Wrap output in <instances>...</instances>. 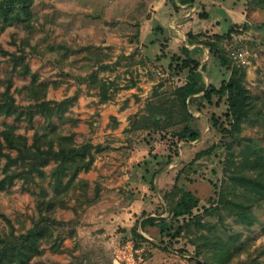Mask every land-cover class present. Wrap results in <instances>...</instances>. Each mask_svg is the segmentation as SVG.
Segmentation results:
<instances>
[{
  "label": "rangeland",
  "instance_id": "1",
  "mask_svg": "<svg viewBox=\"0 0 264 264\" xmlns=\"http://www.w3.org/2000/svg\"><path fill=\"white\" fill-rule=\"evenodd\" d=\"M149 1H154L153 8ZM175 1L34 0L30 17L20 7L7 14L0 11V92L11 81L10 93L17 110L23 112L18 118L1 116L0 130L6 123L16 126V133L26 136L32 153L38 155L46 146L35 141L34 134L53 128H57L54 135L74 134L75 144L90 141L104 148L93 150L96 158L91 169L78 175L77 179L88 182L85 190L76 187L68 206L55 212L57 219L72 221L55 231L63 237L65 251L53 252L42 243L44 254L31 264H126L116 256L131 242L142 256L136 264L205 260L208 264H264V199L251 208L252 226L223 208L234 194L250 198L245 175L258 174L264 166V0H219L240 9L243 15L237 20L241 23L232 22L212 4V18L222 13L221 26L218 31L198 33L191 26L200 27L207 17L203 5L184 9L176 19L174 12L152 19L161 4L171 6ZM178 19L180 25L175 24ZM174 31L178 39L172 43ZM214 34L224 36L219 44L228 65H222L214 50L198 43L207 37L215 39ZM193 44L206 49L193 54L200 61L203 91L183 106L176 90L186 83L188 71H178L177 64L181 66L185 57L181 48L192 49ZM22 56L30 73L22 72ZM98 57L109 68L92 80ZM233 73L243 76L252 100L243 107L248 114L239 120L226 116L227 95L219 105L217 95L205 98L209 86L220 88ZM34 82L47 85L44 100L51 101L50 106L69 100L63 116H54L52 125L42 114L32 120L27 115L36 102L28 94ZM186 124L199 130L197 140L178 135ZM200 152L204 153L197 157ZM168 156L172 160L166 164ZM69 172V163L57 165L54 160L34 169L36 180L44 174ZM49 184L48 179L43 186L51 192ZM138 184L149 192L146 198L138 199L143 193ZM188 190L199 204L191 214L174 218L168 211ZM40 192L39 184L23 179L0 190V211L10 218L16 234L32 227ZM148 214L165 218L175 228L182 225L181 235L171 241L161 235L159 226H148L146 233L156 242L143 234L147 240L137 242L131 228L138 223L140 232L139 222ZM8 231L9 225L0 217V234Z\"/></svg>",
  "mask_w": 264,
  "mask_h": 264
},
{
  "label": "trees",
  "instance_id": "2",
  "mask_svg": "<svg viewBox=\"0 0 264 264\" xmlns=\"http://www.w3.org/2000/svg\"><path fill=\"white\" fill-rule=\"evenodd\" d=\"M34 0H0V11L7 14L13 12L16 7H20L26 17L32 16L30 6ZM187 1V0H182ZM4 10V11H3ZM1 12V13H2ZM206 14L204 15V17ZM21 15H18V19L21 20ZM26 18L22 19L25 21ZM232 31L228 32L230 35ZM215 39L207 37L204 41L198 42L204 44L210 50H214V55H217L221 60L222 65H228L224 49L219 44V41L224 38L219 34H214ZM197 36L192 38L193 42ZM164 49V46H163ZM182 52L185 57L182 59V65L177 64L178 71L187 70V81L176 90L177 99L183 105L186 106L187 100L192 95L203 91V86L200 84V78L202 77L199 70L200 61L194 58L193 54H200L199 47L195 46L192 49L182 47ZM174 56V55H173ZM23 63V73H30L27 63H24L23 56L20 57ZM178 59H180L178 57ZM100 57L97 58L98 69L95 70L90 79L95 80L98 72L103 69H108L109 66L105 62H101ZM179 67V68H178ZM10 85L6 86L5 90L0 92V117L15 116L18 118L23 112L18 111L13 95L10 93ZM105 88V83L102 84ZM29 98L34 99L36 102L30 105V109L27 115L30 120L37 113L46 117L47 123L52 125L54 116H63V108L66 105L65 102L55 103L52 107L49 105L51 101L44 100L47 85L45 83L31 84L29 87ZM104 90V89H103ZM107 93V92H106ZM213 95H217L219 98L216 105H219L222 96H228L229 110L226 114L231 119H242V116L248 114L244 111L243 107L252 104L248 95V90L244 86L243 76H238L233 73L228 81H223L220 88L214 85L209 86V89L205 92V98L211 100ZM103 100H107L106 94L102 96ZM33 107L36 109L32 110ZM56 129L51 131L44 130L41 134L36 132L34 140L38 142H44L46 148L41 153H32L31 146L28 145L27 137L16 133V126L4 124V129L0 130V190H6L15 183L16 179H23L25 183H37L41 187V192L36 194V209L38 216L34 219L33 225L25 232L16 234L14 225L10 218L0 211V217L9 225V231L4 234H0V264H31V260L34 257H38L44 254V249L41 248L42 243L49 244L51 251L64 252L62 248L63 237L60 233L55 235L57 227L66 226L71 224L72 221L59 220L55 217V212L58 208H65L68 206V197L71 192L76 191V187H80L85 190L87 181L77 179L79 173L82 170L88 171L91 169L96 155L93 153L103 150L101 144H93L90 141H86L82 144L74 143V134L63 135L56 134ZM185 140H197L200 137L199 130L193 128L190 124L182 129L178 134ZM10 151V152H8ZM15 153L14 155L12 153ZM204 152L197 154L200 157ZM5 158L6 162L2 164V159ZM51 160H54L57 165L62 163L70 164V174H44L39 176L36 180L34 169L36 165L45 166ZM172 156H168L166 164L170 163ZM15 166V168H14ZM258 174L245 175V181L249 183V196H242V194H234L228 198V201L224 204L223 208L229 210L234 216L247 226H252L254 217L251 212V208L255 201L264 199V166ZM69 176L68 180L64 181V178ZM50 181L48 187L43 186V183ZM89 203H92L89 200ZM199 204V198L190 190L186 191L175 204H172L171 209L168 211L174 218H179L185 214H191L192 209ZM140 227L145 230L148 226H159L162 236H169L171 241L181 235L183 229L182 225L175 228L172 224H169L165 218L157 216H151L148 214L140 222ZM132 234L136 238L137 242H144L147 240L138 230V223L132 228ZM140 239V241H138ZM39 264H44L39 262ZM198 264H208L205 260L198 261Z\"/></svg>",
  "mask_w": 264,
  "mask_h": 264
},
{
  "label": "crops",
  "instance_id": "3",
  "mask_svg": "<svg viewBox=\"0 0 264 264\" xmlns=\"http://www.w3.org/2000/svg\"><path fill=\"white\" fill-rule=\"evenodd\" d=\"M149 4H150V8H153L152 6H154L153 4H154V1H149ZM214 5V6H219L220 7V9H219V13H220V11H222V13H223V15L225 16V17H227V18H230L231 19V21L232 22H237V23H241V22H239L238 20H237V18H240V15L242 14V12L240 11V9L239 10H235V7L233 6V4L231 3V2H229V1H227V3L225 2V1H223V2H221V1H219V0H187V1H182V0H176L174 3H172V5L171 6H169V5H167V4H161L160 5V9L157 11V12H155L154 13V15H153V17H152V19L154 20L155 19V17L156 18H159V19H163L164 18V14H166V13H172V12H174V13H176V15H175V17H172V18H177L178 16L177 15H179L180 17H181V13L184 11V9H186V8H188L189 7V10H190V8L192 7V6H195V7H198V6H200V5H203V6H205V9H206V11H207V13H208V15H207V17H204L202 20H201V24H199V23H197V22H195V21H187V22H189V23H197V24H199V25H201L200 27L199 26H194V25H192L191 26V29H192V31L194 32V33H198V32H200V31H207V30H211V29H214L215 31H218L217 29L221 26V20H220V16H221V14L220 15H217V16H215L214 18H212V15H211V13H210V7H211V5ZM225 4V5H224ZM171 7V8H170ZM149 8V9H150ZM176 8H178V13H177V11H176ZM193 8V7H192ZM191 8V9H192ZM155 9V8H154ZM241 12V13H240ZM218 13V14H219ZM163 15V16H162ZM185 15H187V14H185ZM185 15H183L182 14V16H185ZM243 15V14H242ZM188 16V15H187ZM177 22H180V19H178V21L176 20L175 21V24L176 25H180V24H177ZM242 22H245V15H244V18H243V21ZM208 23V24H207ZM209 23H210V25H209ZM175 30H177L178 31V29L176 28V26H172ZM149 31V30H148ZM167 31V30H166ZM141 32H143V28H141ZM174 34H177L176 33V31H174V32H172V35L170 36L171 37V39H170V42H172V43H174L175 42V40H177L178 39V36H176V35H174ZM142 35V34H141ZM153 37H154V35H152ZM151 42H155V39H153ZM196 46V44H193V46ZM171 47H173V44L171 45ZM198 47H199V49H200V52L202 51L201 49H204V51L206 50L202 45H198ZM202 63H204V59L202 60ZM140 187H141V190L143 191V193H141V195L140 196H138V199H139V197H143V198H146V196L145 195H147L146 193H149L148 191H146V189H145V186H142V184H138ZM140 189V188H139ZM136 202H137V200H136ZM151 203V202H150ZM144 206H147V204L146 205H144ZM153 206V204L151 203V207ZM147 209V208H146ZM135 213H138V212H136V211H134ZM134 213V214H135ZM153 216V215H152ZM161 217H162V215H161ZM146 229H147V227H146ZM140 232H141V234H143L144 236H146L149 240H151V241H153V242H156V240L154 239V238H152V237H150L149 236V233H146V230L144 231H142V228L140 227ZM158 249V248H157ZM156 252L154 251V254H155ZM159 257V256H158Z\"/></svg>",
  "mask_w": 264,
  "mask_h": 264
},
{
  "label": "built area",
  "instance_id": "4",
  "mask_svg": "<svg viewBox=\"0 0 264 264\" xmlns=\"http://www.w3.org/2000/svg\"><path fill=\"white\" fill-rule=\"evenodd\" d=\"M237 56L242 57L243 53H238ZM116 257L120 262H124L126 264H136L138 261H142V256L139 255V250L134 248L132 242L125 244L119 250Z\"/></svg>",
  "mask_w": 264,
  "mask_h": 264
}]
</instances>
